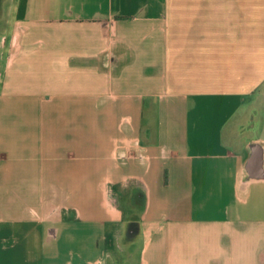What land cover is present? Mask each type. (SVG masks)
Wrapping results in <instances>:
<instances>
[{"label": "crops", "instance_id": "0c3cea01", "mask_svg": "<svg viewBox=\"0 0 264 264\" xmlns=\"http://www.w3.org/2000/svg\"><path fill=\"white\" fill-rule=\"evenodd\" d=\"M0 264H264V0H0Z\"/></svg>", "mask_w": 264, "mask_h": 264}]
</instances>
